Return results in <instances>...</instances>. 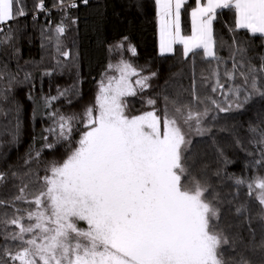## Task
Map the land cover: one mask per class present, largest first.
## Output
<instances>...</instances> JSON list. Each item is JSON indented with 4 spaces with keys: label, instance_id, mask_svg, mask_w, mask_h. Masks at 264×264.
Instances as JSON below:
<instances>
[{
    "label": "snow or ice",
    "instance_id": "snow-or-ice-1",
    "mask_svg": "<svg viewBox=\"0 0 264 264\" xmlns=\"http://www.w3.org/2000/svg\"><path fill=\"white\" fill-rule=\"evenodd\" d=\"M154 2L160 54H173L174 46L182 45L185 59L191 54L193 63L197 56L210 65L215 62L211 73L202 75L199 85L193 76L190 101L164 95L163 107L158 108L157 99L149 96L144 104L150 110L133 115L127 98L151 87L149 81L156 73L143 75L142 68L120 59L108 66L117 75L99 81L94 102L82 113L50 111L52 126L45 131L56 142H66L67 150L60 160L46 164L45 175L37 181L25 182V177L32 176L31 170L23 176L11 174L20 180L19 194L11 202L0 200V207L11 203L15 209L10 218L7 213L0 218V225L15 226V231H5L3 236L6 242L17 244L14 251L7 245L0 249V257L6 258H0V264H264V175L250 181L229 177L236 191L231 199H222L195 174L196 154L189 151L193 134L211 132L205 121L209 117L215 121L213 113L239 111L254 97L264 99V58L258 66L254 64L247 56L248 49L233 36L228 45L232 66L221 73L225 61L218 51L224 45L213 28L218 16L229 10L234 15L230 32L245 30L264 41V0H195V6H190L188 35L182 31L181 13L189 0ZM34 7L39 12L49 11L45 0H36ZM53 7L66 10L77 4L75 0H58ZM27 14L24 0H0V46L13 39L11 23ZM65 30L63 21L56 25L57 51ZM116 47L122 48L123 43ZM128 50L136 54L133 46ZM60 54L69 56L67 51ZM3 77L0 71V79ZM238 79L240 83H236ZM209 88L223 96V101L209 94ZM74 89L75 85L58 89V96L44 98V106L51 108L53 101L69 93L77 95ZM74 132L79 133L75 141ZM249 132L259 137L252 142L259 146L261 158L253 164L264 168V129L250 125ZM44 140V147L55 148L47 137ZM28 156L25 164L32 159L31 151ZM40 156L37 150L35 159ZM7 178L0 172V184ZM244 187L247 197L259 206L255 214L250 200H240ZM17 201L29 207H16ZM229 216L233 219L228 220ZM257 220L259 226L253 228ZM257 251L259 261L248 255Z\"/></svg>",
    "mask_w": 264,
    "mask_h": 264
},
{
    "label": "trees",
    "instance_id": "trees-1",
    "mask_svg": "<svg viewBox=\"0 0 264 264\" xmlns=\"http://www.w3.org/2000/svg\"><path fill=\"white\" fill-rule=\"evenodd\" d=\"M57 2L45 0V5L55 8L53 4ZM69 2L65 0V3ZM35 3L36 0H24L28 14L11 23L13 39L0 46V71L4 73L3 79H0V172L6 173L8 177L0 184V200L8 202L19 194L20 180L12 177L13 172L23 176L31 170L32 176L25 177V182L29 179L37 181L38 177L45 175L46 164L60 160L67 150L66 142H56L55 137L45 131L52 126L48 113L56 109L63 114L82 113L87 105L94 102L99 81L106 75H117L109 70V64L124 59L136 68H142L143 75L156 73L149 81L151 87L135 97L127 98L130 114L133 115L150 110L144 104V98L149 96L157 99L158 108L163 107L164 95L170 99L179 98L181 102L190 101L193 76L199 85L201 76L209 75L215 65V62L210 65L199 56L193 63L191 54L185 59L182 46H177L173 54H160L154 0H88L87 4L79 3L76 9L56 8L51 18L40 16L33 19ZM190 6H195V0H189V5L183 9L184 33H189ZM61 21L66 30L60 36V50L57 51L55 28ZM230 27H234V15L224 10L214 22V34L224 45L218 51L225 61V64L220 65L221 73L225 67L230 69L232 66V61L228 59V45L232 43L233 36L248 49L247 56L258 66L261 58H264V41L244 30L230 32ZM4 28L7 31L8 26ZM121 43L123 47L117 48ZM129 45L135 48V55L128 50ZM64 51L69 52L67 58L60 54ZM26 73L30 74L28 80H25ZM222 82L227 88L228 82L223 77ZM236 83H240L239 79ZM72 85H75L77 95L69 93L68 97L53 101L51 108L44 106L45 97L58 96V89L63 90ZM208 92L218 101H223L224 97L219 93H211L210 88ZM5 95L6 100L3 99ZM213 114L217 115L215 121H211L210 117L205 121V127H211V132L204 136L193 134L191 137L189 151L190 154H196L193 171L211 185L210 191L215 189L222 199H231L236 188L229 177L250 181L256 175H264V168L253 164L254 160L261 158L259 146L252 142L259 137L249 132L250 125L264 129V99L254 97L239 111ZM44 137H47L48 143H55V148L44 147ZM78 139L79 133L74 132L73 141ZM237 140L240 141L239 146ZM37 150L41 151L38 161L35 159ZM30 151L32 159L25 164ZM32 186L30 184V188ZM246 193V187L242 188L240 200H250ZM250 203L255 214L259 206L254 200H250ZM15 206L21 209L29 207L20 201ZM14 211L11 203H7L0 207V218H5V213L10 218ZM231 219L229 216L228 220ZM259 223L258 220L254 221L253 228H258ZM15 230L14 225H8L7 228L0 225V249L7 245L15 250L17 242H6L3 236L5 231ZM244 235L247 238L246 232ZM248 255L255 261L261 258L259 251ZM9 264L18 262L9 261Z\"/></svg>",
    "mask_w": 264,
    "mask_h": 264
},
{
    "label": "built area",
    "instance_id": "built-area-1",
    "mask_svg": "<svg viewBox=\"0 0 264 264\" xmlns=\"http://www.w3.org/2000/svg\"><path fill=\"white\" fill-rule=\"evenodd\" d=\"M75 3H76L77 5H78L79 3L85 4V3H83V0H75ZM45 7L48 8L49 11H47V12H39V11H36V12L34 13L35 18H38V17H40V16H44V17H47V18H51V16H52V12H54V10H55L56 8H60V7L50 8V7L46 6V5H45ZM76 8H77V7H75V8H70V9H76Z\"/></svg>",
    "mask_w": 264,
    "mask_h": 264
},
{
    "label": "crops",
    "instance_id": "crops-1",
    "mask_svg": "<svg viewBox=\"0 0 264 264\" xmlns=\"http://www.w3.org/2000/svg\"><path fill=\"white\" fill-rule=\"evenodd\" d=\"M183 12V9H182ZM215 22V21H214ZM214 22H213V28H214ZM181 26H182V31L183 34L188 35L191 33V24H190V28H189V33H184V29H183V23H182V13H181ZM245 31V30H244ZM158 37H159V25H158ZM177 46H182V45H175L174 48H176ZM160 52V51H159ZM165 55H169V54H165Z\"/></svg>",
    "mask_w": 264,
    "mask_h": 264
},
{
    "label": "rangeland",
    "instance_id": "rangeland-1",
    "mask_svg": "<svg viewBox=\"0 0 264 264\" xmlns=\"http://www.w3.org/2000/svg\"><path fill=\"white\" fill-rule=\"evenodd\" d=\"M81 224H82V226H85V225H83V222H81ZM15 227V226H14Z\"/></svg>",
    "mask_w": 264,
    "mask_h": 264
},
{
    "label": "bare ground",
    "instance_id": "bare-ground-1",
    "mask_svg": "<svg viewBox=\"0 0 264 264\" xmlns=\"http://www.w3.org/2000/svg\"><path fill=\"white\" fill-rule=\"evenodd\" d=\"M71 10V9H70Z\"/></svg>",
    "mask_w": 264,
    "mask_h": 264
}]
</instances>
